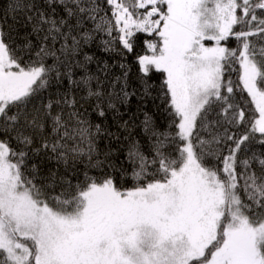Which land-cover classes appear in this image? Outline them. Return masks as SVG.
<instances>
[{
    "label": "snow or ice",
    "instance_id": "snow-or-ice-1",
    "mask_svg": "<svg viewBox=\"0 0 264 264\" xmlns=\"http://www.w3.org/2000/svg\"><path fill=\"white\" fill-rule=\"evenodd\" d=\"M0 264H264V0H0Z\"/></svg>",
    "mask_w": 264,
    "mask_h": 264
},
{
    "label": "trees",
    "instance_id": "trees-1",
    "mask_svg": "<svg viewBox=\"0 0 264 264\" xmlns=\"http://www.w3.org/2000/svg\"><path fill=\"white\" fill-rule=\"evenodd\" d=\"M93 67H94V65H93ZM114 71H118V69H114ZM132 104L135 105V99H133ZM121 159H122V157H121Z\"/></svg>",
    "mask_w": 264,
    "mask_h": 264
}]
</instances>
